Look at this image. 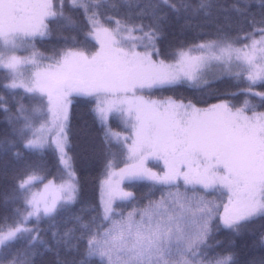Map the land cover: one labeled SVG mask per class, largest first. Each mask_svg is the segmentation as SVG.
Returning a JSON list of instances; mask_svg holds the SVG:
<instances>
[{
    "label": "snow or ice",
    "instance_id": "1",
    "mask_svg": "<svg viewBox=\"0 0 264 264\" xmlns=\"http://www.w3.org/2000/svg\"><path fill=\"white\" fill-rule=\"evenodd\" d=\"M258 89L264 0H0V264H264Z\"/></svg>",
    "mask_w": 264,
    "mask_h": 264
},
{
    "label": "trees",
    "instance_id": "2",
    "mask_svg": "<svg viewBox=\"0 0 264 264\" xmlns=\"http://www.w3.org/2000/svg\"><path fill=\"white\" fill-rule=\"evenodd\" d=\"M189 39H192V37H189ZM38 47H40V49L42 51H46L47 50V45L46 44H39ZM221 89H229L232 91H235V88L232 86L231 82H224L223 84L220 85ZM258 90H264V89H258ZM154 98H163L165 96H174L175 98H203V99H207L209 103H215L216 100L215 99H209L207 96L201 97L199 94H194L192 91L186 89V88H178V89H162V90H156L152 93ZM242 99V97H237L235 102L239 103L240 100ZM78 108L74 109V112L78 111ZM76 119L74 117L73 119V125L76 124ZM2 126V125H0ZM111 127L113 130H116L118 132H123L125 133V128L124 126L119 122V121H113L111 123ZM101 136L102 134H98L97 135V144L99 147V152H98V156L96 159H94L92 166L89 169L88 175H87V179L85 182V195L89 198L92 199H98L99 197V179L101 178V173L103 171V154H102V145L100 144V140H101ZM76 167L78 170H80L81 175H83V167L81 162L77 159L76 161ZM49 179H51L52 177H48ZM47 181L45 180V183ZM42 184L38 185V190L40 189ZM134 192L137 193V195H141L142 193L146 192L148 190L147 185L145 184H139L137 186H135L134 188L130 189ZM159 195V193H157V196Z\"/></svg>",
    "mask_w": 264,
    "mask_h": 264
},
{
    "label": "rangeland",
    "instance_id": "3",
    "mask_svg": "<svg viewBox=\"0 0 264 264\" xmlns=\"http://www.w3.org/2000/svg\"><path fill=\"white\" fill-rule=\"evenodd\" d=\"M114 132H118V131H116V130H113ZM118 133H122L123 134V132H118ZM43 188V184L41 185V187H40V189H42Z\"/></svg>",
    "mask_w": 264,
    "mask_h": 264
}]
</instances>
